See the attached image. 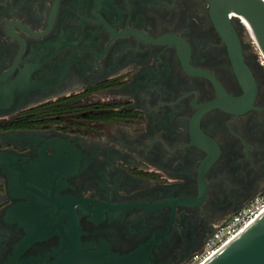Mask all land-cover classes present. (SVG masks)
I'll list each match as a JSON object with an SVG mask.
<instances>
[{
	"label": "flooded vegetation",
	"instance_id": "af4514ba",
	"mask_svg": "<svg viewBox=\"0 0 264 264\" xmlns=\"http://www.w3.org/2000/svg\"><path fill=\"white\" fill-rule=\"evenodd\" d=\"M222 0H0V264H188L264 189V55Z\"/></svg>",
	"mask_w": 264,
	"mask_h": 264
},
{
	"label": "water",
	"instance_id": "95a60500",
	"mask_svg": "<svg viewBox=\"0 0 264 264\" xmlns=\"http://www.w3.org/2000/svg\"><path fill=\"white\" fill-rule=\"evenodd\" d=\"M220 5L247 16L264 55V0H222ZM205 264H264V212Z\"/></svg>",
	"mask_w": 264,
	"mask_h": 264
},
{
	"label": "built area",
	"instance_id": "2783aa9c",
	"mask_svg": "<svg viewBox=\"0 0 264 264\" xmlns=\"http://www.w3.org/2000/svg\"><path fill=\"white\" fill-rule=\"evenodd\" d=\"M264 212V189L241 207L229 219L218 224L204 246L195 253L188 264H205L223 247L233 241Z\"/></svg>",
	"mask_w": 264,
	"mask_h": 264
}]
</instances>
